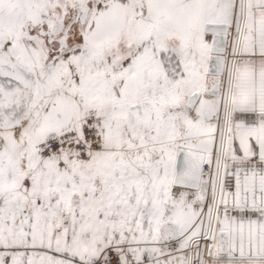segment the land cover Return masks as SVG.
Segmentation results:
<instances>
[{
    "label": "snow or ice",
    "instance_id": "6c2138e0",
    "mask_svg": "<svg viewBox=\"0 0 264 264\" xmlns=\"http://www.w3.org/2000/svg\"><path fill=\"white\" fill-rule=\"evenodd\" d=\"M0 264H264V0H0Z\"/></svg>",
    "mask_w": 264,
    "mask_h": 264
}]
</instances>
